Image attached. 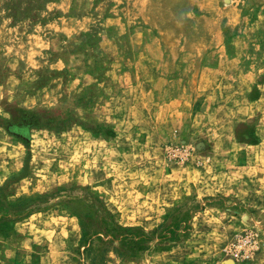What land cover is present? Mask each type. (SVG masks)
I'll list each match as a JSON object with an SVG mask.
<instances>
[{
    "label": "rangeland",
    "instance_id": "1",
    "mask_svg": "<svg viewBox=\"0 0 264 264\" xmlns=\"http://www.w3.org/2000/svg\"><path fill=\"white\" fill-rule=\"evenodd\" d=\"M0 264H264V0H0Z\"/></svg>",
    "mask_w": 264,
    "mask_h": 264
},
{
    "label": "trees",
    "instance_id": "2",
    "mask_svg": "<svg viewBox=\"0 0 264 264\" xmlns=\"http://www.w3.org/2000/svg\"><path fill=\"white\" fill-rule=\"evenodd\" d=\"M82 227H83V236L84 237L86 236L88 238L89 234H87V230H86L87 228L85 227V225H83Z\"/></svg>",
    "mask_w": 264,
    "mask_h": 264
}]
</instances>
